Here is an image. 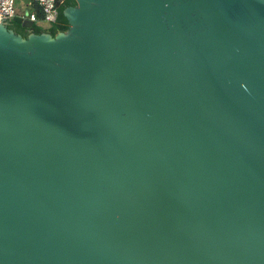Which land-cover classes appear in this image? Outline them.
Segmentation results:
<instances>
[{"label": "water", "instance_id": "obj_1", "mask_svg": "<svg viewBox=\"0 0 264 264\" xmlns=\"http://www.w3.org/2000/svg\"><path fill=\"white\" fill-rule=\"evenodd\" d=\"M75 1L0 20V264H264V0Z\"/></svg>", "mask_w": 264, "mask_h": 264}, {"label": "built area", "instance_id": "obj_2", "mask_svg": "<svg viewBox=\"0 0 264 264\" xmlns=\"http://www.w3.org/2000/svg\"><path fill=\"white\" fill-rule=\"evenodd\" d=\"M63 0H30L27 4L24 0H0V20L6 23L13 20L15 16L30 19L39 24L53 23L57 21L58 6ZM36 4L41 10V17H38L35 10L28 11V7ZM33 7V6H32Z\"/></svg>", "mask_w": 264, "mask_h": 264}, {"label": "trees", "instance_id": "obj_3", "mask_svg": "<svg viewBox=\"0 0 264 264\" xmlns=\"http://www.w3.org/2000/svg\"><path fill=\"white\" fill-rule=\"evenodd\" d=\"M76 1L75 0H63L61 4H59L58 6V17H57V21L53 22L50 24L49 27H44L43 25L34 22L33 24V29L35 32H41V31H49L51 32L53 35L59 31V30H66L69 26L68 20L65 17V15L63 14V10L66 6L68 5H73L75 4ZM35 12L37 14L38 17H41V10L40 8L35 4ZM20 23H16V21L11 20L10 22L7 23V25H10L17 33H21L23 36L27 35V30H24V26H22Z\"/></svg>", "mask_w": 264, "mask_h": 264}, {"label": "flooded vegetation", "instance_id": "obj_4", "mask_svg": "<svg viewBox=\"0 0 264 264\" xmlns=\"http://www.w3.org/2000/svg\"><path fill=\"white\" fill-rule=\"evenodd\" d=\"M9 22H10V21H9ZM16 23H20V22L16 21ZM20 24H21V23H20ZM20 24H19V25H20ZM21 25H22V24H21ZM22 26H23V25H22ZM49 26H50V25H47L46 28L49 27ZM24 27H25V26H24ZM25 29L27 30V33H29L30 31H34L33 26H31V27H25L24 30H25Z\"/></svg>", "mask_w": 264, "mask_h": 264}, {"label": "rangeland", "instance_id": "obj_5", "mask_svg": "<svg viewBox=\"0 0 264 264\" xmlns=\"http://www.w3.org/2000/svg\"><path fill=\"white\" fill-rule=\"evenodd\" d=\"M19 1L21 2V0H19ZM24 2L28 4L30 2V0H24ZM31 10H33V7L29 6L28 11H31Z\"/></svg>", "mask_w": 264, "mask_h": 264}, {"label": "crops", "instance_id": "obj_6", "mask_svg": "<svg viewBox=\"0 0 264 264\" xmlns=\"http://www.w3.org/2000/svg\"><path fill=\"white\" fill-rule=\"evenodd\" d=\"M32 6H33V10H36V9H35V4H34V3L32 4ZM43 24H44V23H43ZM45 24H47V23H45Z\"/></svg>", "mask_w": 264, "mask_h": 264}]
</instances>
